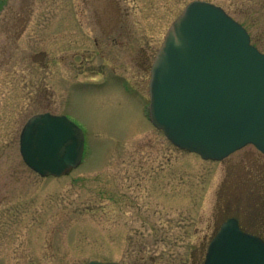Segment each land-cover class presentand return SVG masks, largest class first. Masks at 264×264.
I'll list each match as a JSON object with an SVG mask.
<instances>
[{"label":"rangeland","instance_id":"1","mask_svg":"<svg viewBox=\"0 0 264 264\" xmlns=\"http://www.w3.org/2000/svg\"><path fill=\"white\" fill-rule=\"evenodd\" d=\"M192 1L0 0V264H202L226 207L264 229V153L203 160L146 116L150 66ZM199 1L264 54V0ZM45 112L84 136L82 162L58 178L19 153Z\"/></svg>","mask_w":264,"mask_h":264},{"label":"water","instance_id":"2","mask_svg":"<svg viewBox=\"0 0 264 264\" xmlns=\"http://www.w3.org/2000/svg\"><path fill=\"white\" fill-rule=\"evenodd\" d=\"M148 93L149 120L173 146L212 161L247 145L264 153V54L220 7L199 0L184 7L150 66ZM83 149L82 130L63 115H33L19 136L22 161L40 177L67 174ZM203 264H264V241L230 218Z\"/></svg>","mask_w":264,"mask_h":264},{"label":"flooded vegetation","instance_id":"3","mask_svg":"<svg viewBox=\"0 0 264 264\" xmlns=\"http://www.w3.org/2000/svg\"><path fill=\"white\" fill-rule=\"evenodd\" d=\"M225 209H226V215H228V216L223 221H225L228 218H235L238 221L241 230H243L244 232H247V233L256 235V236L260 237L261 239H264V237H263L264 236L263 235V230L264 229L262 228L263 223H255V221L258 219L256 217H258L259 214H257V213H255V214H253V213L249 214L248 213L246 215H243V219H244V221H243L242 219H240L238 217V216H241L240 215V212L237 211L235 213H233V212H230L229 213L228 212L229 208L226 207ZM263 211L264 210L261 211V216L259 217L260 220H262V218L264 220V216H263L264 212Z\"/></svg>","mask_w":264,"mask_h":264}]
</instances>
